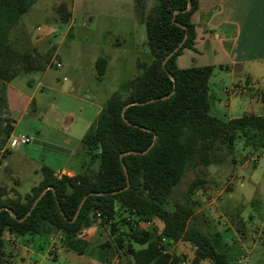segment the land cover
<instances>
[{"label":"trees","instance_id":"trees-1","mask_svg":"<svg viewBox=\"0 0 264 264\" xmlns=\"http://www.w3.org/2000/svg\"><path fill=\"white\" fill-rule=\"evenodd\" d=\"M31 1L0 0V107L3 108L4 82L19 72L43 68L28 51L13 49L7 42L8 32ZM143 1L135 0L140 14ZM64 4V1L58 3L57 13ZM186 5L187 0H153L143 14L141 22L151 59L139 63L141 69L128 80L124 94L118 90L110 92L80 139L88 163L97 162L95 168L56 175L49 166L41 165L40 179L23 194L0 184V264H9L11 256L5 250V234L49 235L61 230L63 247L78 253L91 250L78 231L91 222L96 211L109 221L115 244L123 248V254L133 264H179L185 255L166 248L176 240L192 245L187 264H199L202 259L214 264H232L233 258L224 245L218 246L216 239L193 218L192 194L204 188L205 182L197 169L229 155L238 136L251 149L263 150L264 113L248 112L222 119L209 112L207 80L212 66L176 64V55L183 47L192 46L195 35L190 15L197 7V0H190L187 9ZM184 34L181 44L165 59L164 69L161 59ZM105 64L104 56L94 59L98 78ZM166 93L169 95L165 98L144 101ZM129 101L137 102L126 104L122 116L121 108ZM11 130V121L0 119V146ZM128 149L136 152H125L119 157ZM121 161L126 167L127 186ZM188 168L194 170V175L182 197H175L174 186ZM48 185L54 191L45 188L29 212L18 219L41 188ZM120 187L123 188L119 191L109 192ZM85 193L75 217L70 220ZM115 202L124 213L115 210ZM140 221L151 222V226L139 225ZM131 241L139 246L133 247Z\"/></svg>","mask_w":264,"mask_h":264},{"label":"rangeland","instance_id":"rangeland-1","mask_svg":"<svg viewBox=\"0 0 264 264\" xmlns=\"http://www.w3.org/2000/svg\"><path fill=\"white\" fill-rule=\"evenodd\" d=\"M60 1H64L65 4L55 15L50 4ZM143 2L144 7L140 14L135 8V0H32L31 5L19 16L8 32L7 42L13 49L28 51L43 67L47 65L46 74L52 79L63 78L65 93L80 94L81 98H90L91 101L99 102L103 106L111 91L118 90L124 94L127 90L128 80L141 69L139 63H147L151 59V54L145 44V31L141 18L153 0H144ZM39 37V40H33ZM97 56L106 58L105 72L99 78L96 76L94 66V59ZM207 58L204 54L194 55L190 61L210 62ZM55 61H58L59 65H55ZM190 61L187 55H183L180 64H189ZM259 65L261 66V64ZM22 74L33 77L35 82L40 75V70L35 69ZM18 77L15 78V81ZM81 78L84 79L82 85L77 83L72 89L73 91L66 89L70 80ZM228 82L229 79L223 70L215 66L208 78V83L219 98H225L220 86ZM50 94L53 96L52 100L57 99L59 102L58 110L55 109L56 113H60L61 109L65 107L78 110L77 102L73 98L66 95L59 96L58 92L53 93V91ZM231 97L234 98V94ZM213 103L215 111L212 114L222 119L227 118L228 113L224 105L217 104V99L213 100ZM74 113L75 123H77L81 113L75 111ZM90 114L92 111L90 108H86L82 116L89 117ZM0 119L2 122L5 120L10 122L6 103L4 108L0 107ZM46 119L50 120L52 117L47 115ZM20 124L16 129L20 130ZM7 150L4 148L0 157ZM250 150L258 154L257 159L250 157ZM263 150L251 149L244 143L242 137L238 136L229 155L220 161L214 160L197 169L204 177L205 182L204 188H198L192 194L195 201L193 203V218L216 239L218 246H221L226 240L241 242L245 249L243 255H251L253 260H241L239 264H264ZM83 154L84 158L78 154L74 159L77 172H82L88 167H96L97 162L94 160L88 163V156L84 151ZM19 158H21L22 166H28V163L32 162L25 156L19 155ZM81 160L83 162L80 167ZM193 175L192 168L184 171L181 180L174 186L173 196L182 197L186 184ZM252 183L255 187H252ZM28 184L27 181L22 183L23 190L28 187ZM229 187H232L231 191ZM241 192H244L243 195ZM228 194H230L229 197ZM249 196H252L257 203L254 200L248 203ZM114 207L118 213H124L118 202H115ZM154 223L158 224L157 220H154ZM139 225L149 227L151 222L140 221ZM87 226L94 228V233L91 232L88 238L92 245L102 251L104 264H112L121 257L132 263L130 257L123 254V248L115 244L112 233L109 231L108 220L105 221L99 213L91 215V222L79 229L80 236L85 235L82 230ZM235 228L241 229L235 231ZM6 236L8 235L5 234L4 237L7 240L5 250L8 253L12 252L10 255L14 256L16 252L10 248L11 244ZM50 236L54 246L63 247L61 230L53 231ZM124 243L127 241L125 240ZM131 245L139 246L133 241H131ZM166 248L185 255L179 264H187L193 249L192 245L182 240L173 241L169 245L167 244ZM50 251L54 252L55 250L51 249ZM30 258L37 257L32 255ZM11 259L8 260L9 264H12L13 260ZM57 262L64 264L61 259ZM75 264L83 263L80 261ZM200 264L214 263L208 259H202Z\"/></svg>","mask_w":264,"mask_h":264},{"label":"crops","instance_id":"crops-1","mask_svg":"<svg viewBox=\"0 0 264 264\" xmlns=\"http://www.w3.org/2000/svg\"><path fill=\"white\" fill-rule=\"evenodd\" d=\"M58 3L50 4L55 15ZM190 20L195 31L192 46L182 48L176 55V64L180 67L210 64L212 70L218 66L229 79L227 84L220 86L225 94L223 99L216 95L207 80L209 112L212 114L215 111L213 100L217 99V104L224 105L228 113L227 118L248 112L264 113V0H197V7L191 13ZM39 39L40 37L33 40ZM202 54L208 57L210 62L190 61L194 55ZM183 55L188 56L189 64H180ZM46 68L47 65L40 70L35 82L33 77L22 74L25 72H19L4 82L7 115L12 123L10 134H24L28 141L8 149L0 157V184L20 194L27 192L30 186L38 182L41 177V165L49 166L56 175L77 172L74 159L78 154L84 158L80 139L85 130L93 124L96 113L102 107L99 102L91 101L90 98H81L80 94L65 93L63 78L52 79L46 74ZM77 83L82 85L84 79L70 80L66 89L73 91ZM235 84L243 86L241 93L230 91V87ZM51 91L76 100L78 110L65 107L60 113H56L59 102L57 99L52 100ZM232 94L234 98L231 97ZM86 108L92 111L89 117L82 116ZM74 111L81 113L77 123ZM47 115L52 119H46ZM19 124L20 130L16 129ZM262 153L264 155V150ZM19 155L32 162L28 163V166H22ZM82 162L81 160L79 163L80 167ZM24 181L29 184L23 190ZM252 187H255L253 183ZM231 189L232 187H229L230 191ZM243 193L241 192V195ZM252 198L249 196L248 203L253 202L252 200L257 203ZM93 230V226L82 230L85 235L81 237L90 244L91 250L81 253L54 246L50 234L8 235L6 237L9 238L10 248L16 252L10 259L13 260L12 264H60L57 262L59 259L64 264L80 261L83 264H104L102 251L92 245L88 238L91 232L94 233ZM223 245L227 254L233 258L232 264H239L241 260H253L251 255H243L245 249L241 242L226 240ZM51 249L55 251L51 252ZM30 255L37 258H30ZM112 264L132 263L121 257Z\"/></svg>","mask_w":264,"mask_h":264},{"label":"water","instance_id":"water-1","mask_svg":"<svg viewBox=\"0 0 264 264\" xmlns=\"http://www.w3.org/2000/svg\"><path fill=\"white\" fill-rule=\"evenodd\" d=\"M189 7H190V0H187V5H186L185 9H187V8H189ZM175 11H176V10H175ZM172 21H174L173 17H172ZM180 25H181L182 27H184V25H182V24H180ZM185 35H186V34H184L183 37H182V39H181V41H179L178 44H177L175 47H173L170 51H168V52L165 54V56L161 59V65H162V67H163L164 69H165V65H164L165 59L177 49V47L181 44L182 40L185 38ZM166 72H167V71H166ZM167 74H168V76H169L172 80H174V77H173L169 72H167ZM169 93H170V92H169ZM169 93H166V94H163V95H159V96H157V97L148 98V99H145L144 101H150V100H154V99H162V98L167 97V96L169 95ZM135 102H137V101H129V102L125 103V104L122 106V108H121L120 114L123 116V109H124V107H125L126 104H128V103H135ZM154 137H155V134L153 135V138H154ZM148 146H149V145H148ZM148 146H147L146 148H144V149H143L142 151H140V152L145 151V150L148 148ZM129 151L136 152V151H134V150H130V149H128V150L122 151V152L119 154V157H120L123 153H125V152H129ZM121 166H122V169H123V172H124V175H125V180H126V184H125V186H127V185H128V176H127V172H126L125 164H124L122 161H121ZM125 186H124V187H125ZM47 187L51 188V189L54 191V188H53L52 185H48V186H44V187H42L41 190L39 191V193H38V194L36 195V197L33 199L32 203L30 204V206L28 207V209L26 210L25 214H24L23 216L19 217L18 219L23 218V217L29 212L31 206L34 204V202L36 201V199L38 198V196H39V195L44 191V189L47 188ZM122 188H123V187H120V188H118V189L111 190V191H109V192L119 191V190H121ZM101 192H102V191H98L97 193H101ZM88 193H93V191H89ZM85 196H86V193L83 194L82 197L80 198V200H79V202H78V205H77V208H76V210H75L73 216L70 218V220H72V219L75 217L76 212H77V210H78V207H79V205L81 204V202H82V200L84 199ZM0 208H1V206H0ZM9 212H10V214H11L12 216H14V213L12 212V210L9 209ZM61 213H62V212H61ZM62 215H63V214H62ZM63 217H64V215H63Z\"/></svg>","mask_w":264,"mask_h":264},{"label":"built area","instance_id":"built-area-1","mask_svg":"<svg viewBox=\"0 0 264 264\" xmlns=\"http://www.w3.org/2000/svg\"><path fill=\"white\" fill-rule=\"evenodd\" d=\"M55 65H59L58 61H55ZM243 90V86L239 85V84H235L233 86L230 87V91L231 92H235V93H241ZM28 141V137L24 134H9L8 137L6 138V141L4 142L3 146L0 148V153L3 151L4 148L10 149L13 147H16L18 145L24 144ZM251 154L250 157L252 159H257L258 158V154L257 153H253L250 150ZM96 215H98V212H95Z\"/></svg>","mask_w":264,"mask_h":264}]
</instances>
